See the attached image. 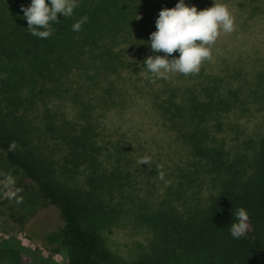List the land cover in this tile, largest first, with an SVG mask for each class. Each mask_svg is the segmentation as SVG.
I'll use <instances>...</instances> for the list:
<instances>
[{
	"label": "trees",
	"instance_id": "obj_1",
	"mask_svg": "<svg viewBox=\"0 0 264 264\" xmlns=\"http://www.w3.org/2000/svg\"><path fill=\"white\" fill-rule=\"evenodd\" d=\"M78 2L73 15L58 14L55 32L41 39L31 35L21 11L31 0H0V150L18 176L3 192H33L40 207L58 210L61 226L43 232L41 240L51 249H64V264H264V130L249 159L237 155L224 160L223 145L207 138L206 116L220 96L217 88L203 101L193 93L184 103L168 94L155 100L166 125L176 130L194 157L205 161V173L215 181L214 193L203 207L155 210L149 216L155 242L136 259L120 261L107 247L89 221L95 210L91 194L64 183L61 174L67 176L73 167L53 157L62 144L76 168L84 160L93 162L84 133L81 137L61 131L93 129V124L86 121L78 128L63 116L59 100L78 106L84 117L94 104L113 101V78L125 80L122 70H136L128 50L140 49L138 42L155 30L159 11L173 8L178 0ZM136 15L142 19L137 21ZM83 16L87 22L74 32L72 25ZM217 101L226 107L222 95ZM47 134L58 137L52 148L44 142ZM237 207L250 217L247 234L239 239L229 231ZM9 216L24 227L26 215L10 207ZM6 252L0 249V256Z\"/></svg>",
	"mask_w": 264,
	"mask_h": 264
},
{
	"label": "rangeland",
	"instance_id": "obj_2",
	"mask_svg": "<svg viewBox=\"0 0 264 264\" xmlns=\"http://www.w3.org/2000/svg\"><path fill=\"white\" fill-rule=\"evenodd\" d=\"M184 2L198 11L213 2L223 3L234 17L235 30L221 31L212 45V59L203 62L198 75L170 73L166 79L153 82L143 61L147 56L164 54L153 53L148 38L138 42L140 49L128 50L136 70H122L125 80L113 78V101L94 104L89 116L84 117L78 114V106L67 99L59 100L63 116L78 128L86 121L93 124V129L61 131L79 136L84 133L95 159L84 160L76 168L72 160L68 162L65 146L59 144L53 157L73 167L72 173H60V178L72 188L91 194L95 210L89 221L120 261L134 260L154 244L149 216L155 210L203 207L214 193L215 181L205 173V161L194 157L176 130L166 125L155 100L168 94L184 103L193 93L203 101L209 90L217 88L227 105H220L216 95L214 107L206 116L207 138L223 145L224 160L237 155L249 159L264 130V0ZM57 139L47 134L44 142L52 148ZM145 155L151 157L149 165L138 162ZM17 178L0 150V249L8 250L0 256V264H64V249H51L41 240L43 232L61 226L58 210L52 205L40 207L33 192L6 197L4 189L12 188ZM10 207L26 215L23 228L9 216Z\"/></svg>",
	"mask_w": 264,
	"mask_h": 264
},
{
	"label": "clouds",
	"instance_id": "obj_3",
	"mask_svg": "<svg viewBox=\"0 0 264 264\" xmlns=\"http://www.w3.org/2000/svg\"><path fill=\"white\" fill-rule=\"evenodd\" d=\"M78 7V0H31L27 7L21 5V11L31 35L47 39L55 32L53 24L60 22L58 14L69 18ZM135 19L138 21L142 16L136 15ZM87 20L88 17L83 16L72 25V30L80 32ZM155 27L156 31L149 36L150 48L153 53L164 55H150L143 61L153 82L166 79L170 73L198 75L203 62L212 59V45L221 31L231 33L235 30L234 17L226 4L213 2L211 7L198 11L194 5L185 4L184 0H178L173 8H162ZM177 52L178 57L173 56ZM138 162L149 165L151 157L142 156ZM158 172L163 179L162 166ZM234 215L236 222L231 224L229 231L233 238L239 239L246 236L250 217L243 207H237Z\"/></svg>",
	"mask_w": 264,
	"mask_h": 264
}]
</instances>
